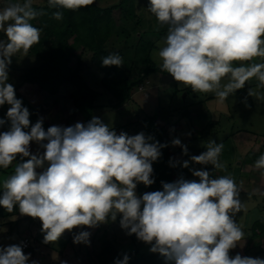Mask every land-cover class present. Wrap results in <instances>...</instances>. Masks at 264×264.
<instances>
[{"label":"clouds","instance_id":"9594fccd","mask_svg":"<svg viewBox=\"0 0 264 264\" xmlns=\"http://www.w3.org/2000/svg\"><path fill=\"white\" fill-rule=\"evenodd\" d=\"M93 2L47 0V7L56 9L52 18L59 21L63 10L77 11ZM33 3L9 0L0 9V31L7 38L0 40V107L10 106L6 118H0V127L9 125L0 132V168L8 169L18 156L21 161L28 158L3 181L0 206L9 213L18 206L20 215L39 218L46 244L56 242L66 230L95 228L119 215L120 227L128 235L135 234L151 245L150 251L174 264H264L259 257L230 256L245 237L234 219L245 209L242 182L238 185L231 175L212 178L207 170L193 169L198 182L181 177L162 182V191L138 196V183H154L152 163L167 144L143 132L117 134L99 117L47 130L42 117L31 125L28 108L9 82V65L17 53L26 55L40 42L42 29L31 21L46 13ZM147 10L156 18L157 29L167 28L163 46L153 58L175 81L195 93H214L221 106L253 77L264 87V63L233 66L264 58V0H149ZM101 62L104 67L124 65L118 53ZM225 77L228 83L222 87ZM248 95L253 96L251 89ZM32 142L38 145L35 154ZM171 143L188 154L180 139ZM206 148L190 160L224 170L223 143L210 140ZM182 166L188 168L189 161ZM38 168L43 171L37 172ZM255 168L264 176V154ZM89 237L88 231H80L73 242L87 245ZM30 255L20 245L0 246V264H29ZM129 259L125 254L114 264H128Z\"/></svg>","mask_w":264,"mask_h":264},{"label":"rangeland","instance_id":"374dc122","mask_svg":"<svg viewBox=\"0 0 264 264\" xmlns=\"http://www.w3.org/2000/svg\"><path fill=\"white\" fill-rule=\"evenodd\" d=\"M120 1L94 0L93 3L105 8L116 5ZM147 1L139 0L136 3L138 15L141 14L142 7H145ZM8 2L9 0H0V9ZM33 4L44 6L47 0H34ZM115 17L117 19L120 17L118 10L115 12ZM151 18L152 15L141 21L140 31L157 26L158 22H150ZM158 30L162 31L161 36L152 34L142 39L151 40L155 43V47L156 45L158 48L162 47L167 28ZM6 39L4 33L0 31V40ZM31 49L26 55L22 52L17 53L11 58L12 63L9 65V82L14 85L16 97L22 100L24 107L28 108L31 125H34L41 117L44 128L45 125L67 127L77 122L85 123L88 117L90 120L93 117H99L117 134L125 132L131 136L143 132L146 136L150 133L152 137H160L159 143L162 141L168 145V153L177 163V169L172 172V182L181 177L198 182L199 178L192 175L193 169L209 172L212 170V178L231 175L238 185L242 182L240 199L245 204V209L237 213L234 219L242 226L245 237L242 240L243 243H239L235 249L230 250V256L234 257L239 253L241 256L261 258L262 246L259 241L264 239V234L256 237L253 236V232L256 223L264 226V176L261 175V170L255 168V161L261 154H264V131H262L264 129V92L255 77L248 80L238 93L236 91L230 95L224 106L220 105L214 93H200L201 98L213 96L212 103H215V108L210 110L209 116H196V124H201L196 129L193 119L183 116V109L186 107L181 106V103L189 105L193 102V95L186 97L187 92L175 93L176 86H180L181 83L175 81L169 73L160 71L157 60L151 59L154 70L150 71L147 80L139 85L133 95L134 98L126 102V106L123 104L124 106L114 108L117 101L104 88L102 84L104 74L93 64L92 51L82 48L76 51L79 59L74 56L70 65L76 69L89 88L99 93L94 106L90 108V106L74 103V87L70 84L61 85L56 94L50 95L41 90L37 84L26 82L23 78L24 69L41 64V60L31 52ZM140 66L144 71L147 70L144 67L145 64L141 63ZM131 70L127 68L128 73ZM131 74L136 75V70L133 69ZM226 83L228 81L223 78L221 86L223 87ZM250 89L253 96L248 95ZM9 107L7 104L0 107V118H6ZM220 112L224 114L222 117L218 116ZM230 112L233 114L232 118ZM34 116L37 118L35 119ZM218 117L221 123L213 122ZM152 119H154L153 122ZM8 127V124L0 127V132L6 131ZM201 127L203 129L199 130ZM177 138L180 139L182 145L187 146V155L183 154L182 147L172 145L171 141ZM210 140L224 145L220 155L221 163L226 165L224 170H215L210 164L201 165L190 160L192 155H199L206 151ZM37 150L38 145L32 142V153L35 154ZM27 159L24 158V161H21L18 156L6 171H0V195L3 192V181L14 174L17 163L25 162ZM185 160L189 161L188 168L182 166ZM36 171L41 172L43 169L38 168ZM135 191L138 196H142L146 192L158 190L154 184L145 186L143 183H138ZM120 218L118 215L115 221L109 219L107 223H102L95 228L81 226L71 231L66 230L56 242L46 244L43 242L44 233L41 231L42 222L39 218L20 215L17 210L16 214L3 220L0 227V246L20 245V241L29 235L32 238L31 247L23 250L25 254H31L29 264L31 261H37L38 264H64V262L66 264H98V255L107 242L112 243L114 248L120 251L139 249L154 253L150 251V244L139 240L135 234L128 235L126 230L120 227ZM80 231L90 233L89 244L73 242L74 236ZM247 247L250 248L247 250ZM154 261L156 264H174L158 252Z\"/></svg>","mask_w":264,"mask_h":264},{"label":"trees","instance_id":"16d2710c","mask_svg":"<svg viewBox=\"0 0 264 264\" xmlns=\"http://www.w3.org/2000/svg\"><path fill=\"white\" fill-rule=\"evenodd\" d=\"M138 1L121 0L118 4L105 8L92 3L77 11L63 10V19L59 21L52 18V12L56 9L48 8L47 4L44 6L33 4L35 9H43L46 13L31 21L33 26L42 29L40 42L31 49V52L41 60V64L25 68L23 71L24 80L30 84H37L41 90L50 95L56 94L61 85L70 84L74 87V103L92 108L99 93L89 88L76 69L70 65L74 56L79 59V56H76V51L81 48L89 49L93 53V64L104 74L102 79L104 88L117 101L114 108L131 100L139 85L147 80L148 73L154 70L150 53L155 47V43L142 38L152 34L162 35V31L157 27L140 31L141 21L152 14L147 10L148 0L145 7H142L141 14L138 15L135 7ZM117 10L120 13L118 19L115 17ZM150 22H157L153 15ZM139 37L140 39H137ZM72 40H74L73 43ZM112 53H118L123 58V64L129 70H136V75L131 74L132 70L128 73L124 65L121 67L102 66L101 59ZM141 63L145 64L144 67L147 70L144 71L141 68ZM189 90L192 89L189 87ZM153 120L151 121L153 122ZM89 121L90 117L84 124ZM48 127L45 125L44 129L47 130ZM153 138L160 141V137ZM160 144L164 143L161 141ZM152 167L153 184L158 191L163 190L162 182L173 183L172 172L177 169V163L170 157L167 147L161 148V156L152 163ZM0 171H6V169L0 168ZM210 174H213L212 170H210ZM17 210L18 206L12 213H9L0 206V227L3 220L16 214ZM262 234H264V226L256 223L253 236L259 237ZM250 242L251 240L249 244ZM249 248L247 247V250ZM125 254L130 257L128 264H156L154 260L157 253L139 249L120 251L115 249L110 242L103 246L97 262L98 264H114L115 260L123 259Z\"/></svg>","mask_w":264,"mask_h":264},{"label":"crops","instance_id":"0c3cea01","mask_svg":"<svg viewBox=\"0 0 264 264\" xmlns=\"http://www.w3.org/2000/svg\"><path fill=\"white\" fill-rule=\"evenodd\" d=\"M158 46L156 45V47L155 48H153V50H152V52H151V59L154 61V58H153V53L155 52V51H158ZM241 63H244L245 65H248V64H251V63H264V60H263V58H261V57H256V58H254L252 61H248V62H234V65L235 66H239ZM225 81H228V78L227 77H225ZM157 85V84H156ZM259 85V84H258ZM260 88L263 90V92H264V87H261L260 86ZM241 89H239V90H237V93H238V91H240ZM175 93H177V92H187L186 93V97L187 96H190V95H193V98H194V100H193V102H191L189 105H187V104H183V103H181V106L184 108V107H186V108H184L183 110H184V112H183V116H187V117H189L190 119H193V121L195 122L194 124H195V128L196 129H198L199 128V125H201V124H196L197 122L195 121V119H196V116H200V117H202V116H204V115H210V113H211V109L212 108H215L214 106H215V103L213 104L212 103V101H213V96H207V97H200L199 96V94L200 93H195V92H193L192 90H189V87H185V86H183L182 84H180V86H176V89H175V91H174ZM202 94V93H201ZM261 97V96H260ZM134 98V97H133ZM215 99H217V98H215ZM264 105V104H263ZM124 106V105H123ZM122 106V107H123ZM125 106H126V104H125ZM263 109H264V106H263ZM222 115H224L223 113H219L218 114V116L219 117H222ZM230 115H231V118L233 117V114L230 112ZM218 117V119H216L215 121H213V122H215V123H221L220 122V118ZM230 123V122H229ZM263 123H264V121H263ZM203 129V127H201L199 130H202ZM262 131H264V129L262 130ZM244 241H240L239 243H243ZM258 243V242H257ZM259 243L261 244V246H262V250H261V259H264V247H263V243H264V239L260 242L259 241ZM247 244H248V242H247ZM246 245V244H245ZM263 255V256H262Z\"/></svg>","mask_w":264,"mask_h":264},{"label":"built area","instance_id":"2783aa9c","mask_svg":"<svg viewBox=\"0 0 264 264\" xmlns=\"http://www.w3.org/2000/svg\"><path fill=\"white\" fill-rule=\"evenodd\" d=\"M32 244V238L27 235L20 241V246L22 247V250H27L31 247Z\"/></svg>","mask_w":264,"mask_h":264}]
</instances>
